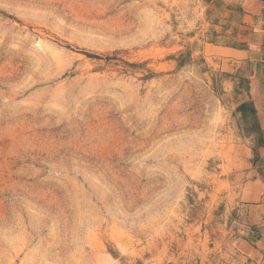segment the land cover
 <instances>
[{"label": "rangeland", "instance_id": "374dc122", "mask_svg": "<svg viewBox=\"0 0 264 264\" xmlns=\"http://www.w3.org/2000/svg\"><path fill=\"white\" fill-rule=\"evenodd\" d=\"M242 2L0 0V264H246Z\"/></svg>", "mask_w": 264, "mask_h": 264}, {"label": "crops", "instance_id": "0c3cea01", "mask_svg": "<svg viewBox=\"0 0 264 264\" xmlns=\"http://www.w3.org/2000/svg\"><path fill=\"white\" fill-rule=\"evenodd\" d=\"M242 24L234 40L245 47H227L232 72H243L225 94L231 114L246 132V150L234 159L230 197L243 215L244 240L239 239L240 261L264 264V0H242ZM241 83V84H240ZM248 138V139H247ZM252 264V263H250Z\"/></svg>", "mask_w": 264, "mask_h": 264}]
</instances>
